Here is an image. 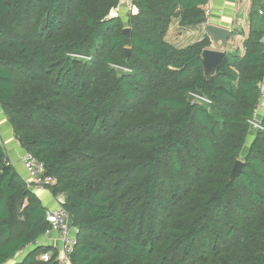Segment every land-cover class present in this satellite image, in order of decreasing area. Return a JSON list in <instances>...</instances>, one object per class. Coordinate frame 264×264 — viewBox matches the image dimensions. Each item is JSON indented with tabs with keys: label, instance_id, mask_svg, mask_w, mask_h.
Segmentation results:
<instances>
[{
	"label": "trees",
	"instance_id": "obj_1",
	"mask_svg": "<svg viewBox=\"0 0 264 264\" xmlns=\"http://www.w3.org/2000/svg\"><path fill=\"white\" fill-rule=\"evenodd\" d=\"M121 1L0 0V105L66 196L72 263L264 264V21L207 79V36L166 38L210 0H136L126 21ZM48 213L0 145V264H59Z\"/></svg>",
	"mask_w": 264,
	"mask_h": 264
},
{
	"label": "crops",
	"instance_id": "obj_2",
	"mask_svg": "<svg viewBox=\"0 0 264 264\" xmlns=\"http://www.w3.org/2000/svg\"><path fill=\"white\" fill-rule=\"evenodd\" d=\"M206 8L212 10L210 23L232 31L227 53L236 49L242 52L243 42L248 37L252 24L264 21V14H256L253 10L252 0H210ZM264 10V9H262ZM119 16L126 21L125 10H119ZM206 36V28L202 25L185 28L180 25L179 18H175L167 35V41L178 49L186 48L196 42L202 41ZM0 145L6 151L7 159L18 165L19 158L25 153L17 141L13 129L7 121L0 105ZM19 174H24L20 165L16 167ZM37 196L43 205L52 211L57 208L56 200L49 191H37ZM53 245L58 246L59 240L56 233L52 236ZM45 239L41 242L44 243Z\"/></svg>",
	"mask_w": 264,
	"mask_h": 264
},
{
	"label": "built area",
	"instance_id": "obj_3",
	"mask_svg": "<svg viewBox=\"0 0 264 264\" xmlns=\"http://www.w3.org/2000/svg\"><path fill=\"white\" fill-rule=\"evenodd\" d=\"M136 0H122L120 6L112 13V17L119 16V10L123 8L128 17L129 14L136 12L135 7ZM212 10L205 7L206 20L202 24L204 28H207L210 25ZM259 14L263 15L264 10H259ZM120 17V16H119ZM264 43V41H263ZM243 51V48H242ZM196 99L201 100L207 104L209 101L196 97ZM262 112L264 113V80L260 85V105L257 109L256 114L254 115L253 120H251L252 131H262ZM264 116V115H263ZM12 166L15 168L20 165L23 170V180L29 189L34 191H49L52 193V190L56 187V179L49 175L45 169V166L42 162L37 160V158L28 152L22 154L19 158V164L14 165L13 162L9 161ZM53 194V193H52ZM54 198L57 203V208L49 211L48 220L51 223L50 230L46 233V239L43 245L51 246L57 249L58 256L57 260L59 264H73L71 261V256L74 252L76 246V234L77 230L73 227L71 222V216L68 211L64 208V203L66 196L64 194L54 195ZM56 233L58 235L59 245L54 246L52 236ZM26 251L22 250L19 252L18 259H21L25 255ZM52 258V253L45 254L42 259L44 261H49Z\"/></svg>",
	"mask_w": 264,
	"mask_h": 264
},
{
	"label": "water",
	"instance_id": "obj_4",
	"mask_svg": "<svg viewBox=\"0 0 264 264\" xmlns=\"http://www.w3.org/2000/svg\"><path fill=\"white\" fill-rule=\"evenodd\" d=\"M131 30L126 28L124 33L129 36ZM232 31L227 28H223L217 25L210 24L206 28V36L210 41V47L205 49L202 53V64L203 71L207 79L214 77L227 55V47L229 44V40L231 38ZM131 53L130 49H127V56ZM244 163L242 161H237L232 174L231 181H234L240 173L243 171Z\"/></svg>",
	"mask_w": 264,
	"mask_h": 264
},
{
	"label": "rangeland",
	"instance_id": "obj_5",
	"mask_svg": "<svg viewBox=\"0 0 264 264\" xmlns=\"http://www.w3.org/2000/svg\"><path fill=\"white\" fill-rule=\"evenodd\" d=\"M192 96H193V98H194V96H198V95H197V94H193ZM194 99H195V98H194ZM202 103H205V102L202 101ZM263 115H264V113L262 112V117H263ZM252 132H253V134H256L255 131H252ZM17 259H18V258H17Z\"/></svg>",
	"mask_w": 264,
	"mask_h": 264
}]
</instances>
